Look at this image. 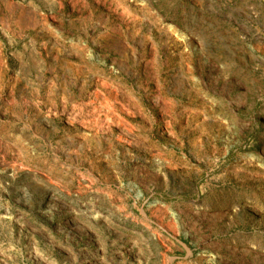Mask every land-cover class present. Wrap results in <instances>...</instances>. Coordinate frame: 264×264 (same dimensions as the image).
Returning <instances> with one entry per match:
<instances>
[{
	"label": "rangeland",
	"instance_id": "rangeland-1",
	"mask_svg": "<svg viewBox=\"0 0 264 264\" xmlns=\"http://www.w3.org/2000/svg\"><path fill=\"white\" fill-rule=\"evenodd\" d=\"M0 264H264V0H0Z\"/></svg>",
	"mask_w": 264,
	"mask_h": 264
}]
</instances>
